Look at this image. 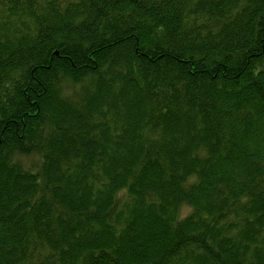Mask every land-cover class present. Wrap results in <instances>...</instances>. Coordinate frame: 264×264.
I'll use <instances>...</instances> for the list:
<instances>
[{
	"label": "trees",
	"instance_id": "16d2710c",
	"mask_svg": "<svg viewBox=\"0 0 264 264\" xmlns=\"http://www.w3.org/2000/svg\"><path fill=\"white\" fill-rule=\"evenodd\" d=\"M0 264H264V0H0Z\"/></svg>",
	"mask_w": 264,
	"mask_h": 264
}]
</instances>
